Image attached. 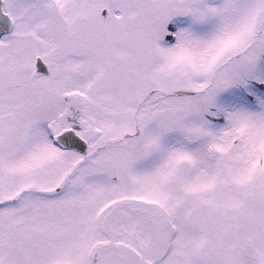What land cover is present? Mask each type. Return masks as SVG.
<instances>
[{
    "label": "snow or ice",
    "instance_id": "snow-or-ice-1",
    "mask_svg": "<svg viewBox=\"0 0 264 264\" xmlns=\"http://www.w3.org/2000/svg\"><path fill=\"white\" fill-rule=\"evenodd\" d=\"M0 264H264V0H0Z\"/></svg>",
    "mask_w": 264,
    "mask_h": 264
}]
</instances>
